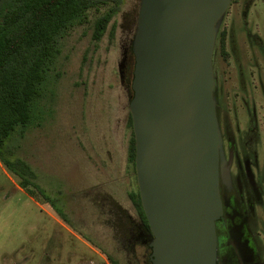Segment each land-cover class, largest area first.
I'll use <instances>...</instances> for the list:
<instances>
[{
	"label": "rangeland",
	"instance_id": "374dc122",
	"mask_svg": "<svg viewBox=\"0 0 264 264\" xmlns=\"http://www.w3.org/2000/svg\"><path fill=\"white\" fill-rule=\"evenodd\" d=\"M140 2L123 0L100 41L94 22L106 5L67 32L39 121L13 142L14 152L5 142L6 159L25 160L34 175L0 160V264H111L103 251L119 264H146L148 244L123 242L117 228L121 220L140 222L129 196L138 184L128 158L130 98L119 72ZM21 175L32 181L23 191Z\"/></svg>",
	"mask_w": 264,
	"mask_h": 264
},
{
	"label": "water",
	"instance_id": "95a60500",
	"mask_svg": "<svg viewBox=\"0 0 264 264\" xmlns=\"http://www.w3.org/2000/svg\"><path fill=\"white\" fill-rule=\"evenodd\" d=\"M231 0H141L130 113L152 264H217L223 215L213 57ZM122 64L119 72L122 77Z\"/></svg>",
	"mask_w": 264,
	"mask_h": 264
},
{
	"label": "flooded vegetation",
	"instance_id": "af4514ba",
	"mask_svg": "<svg viewBox=\"0 0 264 264\" xmlns=\"http://www.w3.org/2000/svg\"><path fill=\"white\" fill-rule=\"evenodd\" d=\"M121 64L131 100L133 40ZM213 67L223 139L217 264H264V0H231L218 25ZM137 241H152L141 221L132 224L128 242Z\"/></svg>",
	"mask_w": 264,
	"mask_h": 264
},
{
	"label": "trees",
	"instance_id": "16d2710c",
	"mask_svg": "<svg viewBox=\"0 0 264 264\" xmlns=\"http://www.w3.org/2000/svg\"><path fill=\"white\" fill-rule=\"evenodd\" d=\"M122 2L123 0H0V160L7 168L14 171V167L19 166L23 168V173L34 175L25 160L6 159L2 148L10 138L8 149L14 152L19 143L13 146V142L24 138L26 131L39 121V102L44 98L47 76L60 53L61 39L74 26L86 22L91 8L106 5L107 11L94 22L92 37L94 41H100ZM115 32L116 24H113L110 31L112 37ZM129 127L132 137L128 158L136 173V139L131 115ZM21 177V186L28 189L32 181L23 175ZM129 196L140 221L151 230L139 189L130 192ZM131 227L132 224L124 220L118 223L117 228L123 242L129 241ZM151 252L149 247L146 264H152ZM103 253L111 264H119L108 252Z\"/></svg>",
	"mask_w": 264,
	"mask_h": 264
},
{
	"label": "crops",
	"instance_id": "0c3cea01",
	"mask_svg": "<svg viewBox=\"0 0 264 264\" xmlns=\"http://www.w3.org/2000/svg\"><path fill=\"white\" fill-rule=\"evenodd\" d=\"M23 189H24V188H23V187H21V191H23ZM24 192H25V191H24Z\"/></svg>",
	"mask_w": 264,
	"mask_h": 264
}]
</instances>
